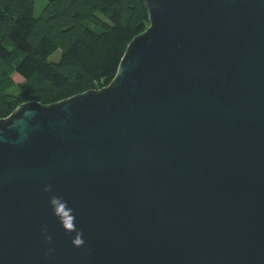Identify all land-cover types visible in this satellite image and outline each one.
<instances>
[{
  "label": "water",
  "instance_id": "1",
  "mask_svg": "<svg viewBox=\"0 0 264 264\" xmlns=\"http://www.w3.org/2000/svg\"><path fill=\"white\" fill-rule=\"evenodd\" d=\"M143 2L107 86L0 119V264H264V0Z\"/></svg>",
  "mask_w": 264,
  "mask_h": 264
},
{
  "label": "trees",
  "instance_id": "2",
  "mask_svg": "<svg viewBox=\"0 0 264 264\" xmlns=\"http://www.w3.org/2000/svg\"><path fill=\"white\" fill-rule=\"evenodd\" d=\"M148 25L143 0H0V119L107 86Z\"/></svg>",
  "mask_w": 264,
  "mask_h": 264
},
{
  "label": "clouds",
  "instance_id": "3",
  "mask_svg": "<svg viewBox=\"0 0 264 264\" xmlns=\"http://www.w3.org/2000/svg\"><path fill=\"white\" fill-rule=\"evenodd\" d=\"M51 186H48L44 189L45 192H50ZM50 204L53 208L54 215H56L62 226L67 229L69 232H76V236L73 239L72 243L76 246H83V233L78 231L75 226V216L72 215V209L68 208L67 202L62 201L59 197L52 196L50 198ZM48 240H51V237H47Z\"/></svg>",
  "mask_w": 264,
  "mask_h": 264
},
{
  "label": "rangeland",
  "instance_id": "4",
  "mask_svg": "<svg viewBox=\"0 0 264 264\" xmlns=\"http://www.w3.org/2000/svg\"><path fill=\"white\" fill-rule=\"evenodd\" d=\"M59 56V52H55L52 56H51V58L53 59V58H57ZM18 79V78H17ZM17 82H18V80H17Z\"/></svg>",
  "mask_w": 264,
  "mask_h": 264
}]
</instances>
